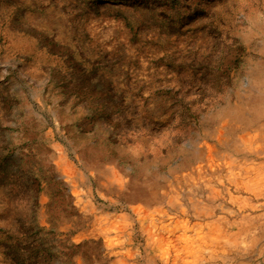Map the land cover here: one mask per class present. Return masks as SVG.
Instances as JSON below:
<instances>
[{
    "label": "rangeland",
    "instance_id": "rangeland-1",
    "mask_svg": "<svg viewBox=\"0 0 264 264\" xmlns=\"http://www.w3.org/2000/svg\"><path fill=\"white\" fill-rule=\"evenodd\" d=\"M0 264H264V0H0Z\"/></svg>",
    "mask_w": 264,
    "mask_h": 264
}]
</instances>
